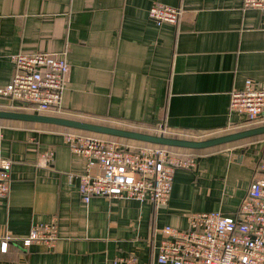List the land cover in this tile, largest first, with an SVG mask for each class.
Segmentation results:
<instances>
[{"label":"crops","instance_id":"obj_1","mask_svg":"<svg viewBox=\"0 0 264 264\" xmlns=\"http://www.w3.org/2000/svg\"><path fill=\"white\" fill-rule=\"evenodd\" d=\"M156 4L180 8L179 22L157 26L149 18ZM41 52L70 65L63 111L44 115L196 141L264 126H242L229 111L231 94L247 80L264 86V11L245 9L243 0H0V87L14 74L12 55ZM17 107L0 98V111L35 114ZM0 125L12 162L11 192L0 199V264H116L129 256L157 264L165 227L186 229L194 213L236 215L263 171L264 136L177 149L197 167L176 171L166 206L106 197L86 203L79 176L87 160L65 144L68 129ZM48 151L53 161L41 167ZM53 220L55 248L23 246L34 225Z\"/></svg>","mask_w":264,"mask_h":264},{"label":"built area","instance_id":"obj_2","mask_svg":"<svg viewBox=\"0 0 264 264\" xmlns=\"http://www.w3.org/2000/svg\"><path fill=\"white\" fill-rule=\"evenodd\" d=\"M244 8L264 11V0H243ZM182 10L156 4L149 18L157 25H176ZM14 74L0 87V98L17 103L19 109L35 114L63 111V95L70 65L60 54L12 55ZM230 115L237 114L242 126L264 122V86L247 80L243 90L231 94ZM263 119V120H262ZM4 129L0 125V199L11 192L12 162L2 149ZM69 149L87 160L86 173L79 176V192L86 203L94 197L120 198L158 207L168 204L178 169L194 170L197 159L163 147H133L118 141L67 132ZM54 152L41 156L40 166L49 167ZM263 171L250 184L247 197L236 215L221 212L194 213L186 229L167 226L158 247L157 264H264V158ZM7 240H10L8 238ZM59 241L57 221L32 227L22 239L25 248L35 243L49 249ZM9 242H2L7 252ZM116 264H147L135 256L119 257Z\"/></svg>","mask_w":264,"mask_h":264},{"label":"water","instance_id":"obj_3","mask_svg":"<svg viewBox=\"0 0 264 264\" xmlns=\"http://www.w3.org/2000/svg\"><path fill=\"white\" fill-rule=\"evenodd\" d=\"M0 120L53 125L65 129L90 132L104 136L127 139L131 141L142 142L152 145L185 149V150H194V151L212 149V148L228 145L231 143H236L247 139L264 136V126L251 128L248 130H244L220 137H215L207 140L196 141V140L171 138V137H167L164 133L148 134V133L99 125V124L80 121V120L49 116L44 114L0 111Z\"/></svg>","mask_w":264,"mask_h":264},{"label":"trees","instance_id":"obj_4","mask_svg":"<svg viewBox=\"0 0 264 264\" xmlns=\"http://www.w3.org/2000/svg\"><path fill=\"white\" fill-rule=\"evenodd\" d=\"M67 131L77 133V134H81V135H88V136H94V137H99V138H103V139H110V140L118 141L124 145H129V146H133V147H157L158 146V145H152V144H147V143H142V142L131 141V140H127V139L104 136V135L90 133V132H83V131H78V130L68 129ZM158 147L167 148L171 152L172 151H174V152L178 151L177 148H170V147H164V146H158Z\"/></svg>","mask_w":264,"mask_h":264},{"label":"rangeland","instance_id":"obj_5","mask_svg":"<svg viewBox=\"0 0 264 264\" xmlns=\"http://www.w3.org/2000/svg\"><path fill=\"white\" fill-rule=\"evenodd\" d=\"M200 140V139H199ZM203 140V139H202ZM233 145V144H232Z\"/></svg>","mask_w":264,"mask_h":264}]
</instances>
